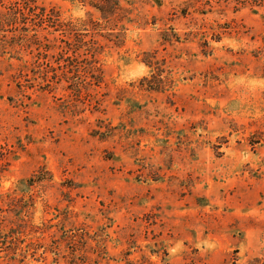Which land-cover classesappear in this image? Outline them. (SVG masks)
I'll list each match as a JSON object with an SVG mask.
<instances>
[{"label": "rangeland", "instance_id": "obj_1", "mask_svg": "<svg viewBox=\"0 0 264 264\" xmlns=\"http://www.w3.org/2000/svg\"><path fill=\"white\" fill-rule=\"evenodd\" d=\"M22 1L0 0V264L264 259V0Z\"/></svg>", "mask_w": 264, "mask_h": 264}, {"label": "trees", "instance_id": "obj_2", "mask_svg": "<svg viewBox=\"0 0 264 264\" xmlns=\"http://www.w3.org/2000/svg\"><path fill=\"white\" fill-rule=\"evenodd\" d=\"M259 1H261V0H254V2H259ZM116 2H118V0H99L95 4L91 3V5L93 7H95L97 10H99L100 12H102L104 17H105L107 14H111L113 12ZM18 3L21 4L20 9H24V8L28 7V5L26 4V2L24 0L22 2H18ZM36 178L38 181H40L38 176L35 175V179ZM33 179H34V177H33ZM32 181H36V180H32ZM250 264H264V259L254 258Z\"/></svg>", "mask_w": 264, "mask_h": 264}]
</instances>
